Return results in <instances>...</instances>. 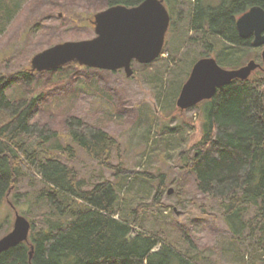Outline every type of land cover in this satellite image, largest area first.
<instances>
[{"label":"rangeland","instance_id":"obj_1","mask_svg":"<svg viewBox=\"0 0 264 264\" xmlns=\"http://www.w3.org/2000/svg\"><path fill=\"white\" fill-rule=\"evenodd\" d=\"M92 1L98 5V0ZM92 1L0 0V25L2 16L21 4L8 30L0 36V73L10 76L18 69L31 72L30 61L35 53L56 43L94 37L91 19L97 10H93ZM71 9H74L71 13L82 15L86 22L70 20ZM190 9L189 0L176 6L174 24H170L165 35L166 51L162 58L149 66L133 61V74L129 77L122 69L90 70L76 64L35 75L30 86H25L31 90L24 92L40 96L36 118L56 129L58 137L41 144L32 138L29 149H36L41 156L49 153L64 156L58 148L71 144L75 155L69 163L85 181L84 188L112 183L119 197L116 216L126 217L130 222L134 217L132 211L146 205L141 213L143 226H135L136 231L164 233L201 264H263L257 234L249 231L257 208L248 206L241 217L240 230L231 237L222 204L199 193L190 175L181 168L179 153L201 138L202 117L194 107L177 106L180 89L199 58H215L216 53L226 48L223 39L209 35L215 53L201 55L206 48L200 34L189 29ZM193 35L197 40L190 42ZM48 36L46 42L44 38ZM262 49L252 47L244 52L238 66L233 68L251 59L262 65ZM241 53L235 52L233 58L236 60ZM262 72L263 68H257L250 76ZM70 114L99 124L116 137L119 148L112 154V167L100 165L67 137L64 123ZM161 180L164 189L158 198L160 204L153 206ZM42 186L39 180L30 183L29 178L22 177L9 195L0 200V237L12 229L15 210L30 223L34 220L37 227L41 224L45 213L42 202L39 205L36 199Z\"/></svg>","mask_w":264,"mask_h":264},{"label":"trees","instance_id":"obj_2","mask_svg":"<svg viewBox=\"0 0 264 264\" xmlns=\"http://www.w3.org/2000/svg\"><path fill=\"white\" fill-rule=\"evenodd\" d=\"M142 1L98 0V5L92 1L91 6L100 11L112 5L134 6ZM189 1V29L200 34L206 48L201 55L215 53L208 36H217L226 45L216 53L217 62L221 66H238L252 45L250 39L239 36L236 18L252 5L264 8V0ZM184 2L164 0L171 25L176 6ZM20 5L2 16L0 36L8 30ZM74 19L86 22L82 15L71 13L70 20ZM49 38L44 39L47 42ZM195 40L197 36L189 37L190 42ZM165 51L163 48L159 59ZM237 51L242 53L235 60ZM40 73L43 72L26 69H18L10 76L0 73V200L9 195L22 177L29 178L30 183L39 180L43 186L36 200L39 205L42 202L45 213L38 227L34 220L31 223L27 242L0 254V264H201L164 233L136 231L135 226H143L141 213L146 205L132 211L134 217L130 222L126 217L116 216L119 197L112 183L84 188L85 181L69 163L75 155L71 144L58 148L64 156L54 153L41 156L36 149H29L32 138L41 144L58 137L56 129L36 118L40 96L24 92L31 90L25 86H30ZM194 108L202 117V136L191 148L179 153L181 168L190 175L199 193L222 204L231 237L240 230L241 217L248 206L257 208L249 231L256 232L264 254V72L246 80H232ZM64 126L67 137L89 157L104 167L113 166L112 154L119 148L115 136L75 114L66 117ZM163 189L161 180L153 206L160 204L158 198Z\"/></svg>","mask_w":264,"mask_h":264},{"label":"water","instance_id":"obj_3","mask_svg":"<svg viewBox=\"0 0 264 264\" xmlns=\"http://www.w3.org/2000/svg\"><path fill=\"white\" fill-rule=\"evenodd\" d=\"M91 23L94 37L56 43L35 53L30 61L31 70L53 71L75 63L110 71L123 69L129 77L133 74L132 61L149 64L161 55L170 14L164 0H143L134 6H108L95 12ZM236 29L242 39L251 40L252 47L263 48L262 65L251 59L245 65L228 69L212 56L199 58L180 89L176 101L179 108L194 107L211 99L232 80H246L257 68L264 69V8L250 6L236 18ZM171 192L169 189L168 193ZM30 228V221L15 210L12 229L0 237V254L27 242Z\"/></svg>","mask_w":264,"mask_h":264},{"label":"flooded vegetation","instance_id":"obj_4","mask_svg":"<svg viewBox=\"0 0 264 264\" xmlns=\"http://www.w3.org/2000/svg\"><path fill=\"white\" fill-rule=\"evenodd\" d=\"M133 62V61H132ZM123 70V69H122Z\"/></svg>","mask_w":264,"mask_h":264}]
</instances>
